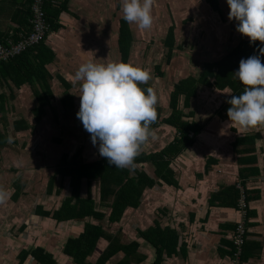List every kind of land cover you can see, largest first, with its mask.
I'll use <instances>...</instances> for the list:
<instances>
[{"label":"crops","instance_id":"crops-1","mask_svg":"<svg viewBox=\"0 0 264 264\" xmlns=\"http://www.w3.org/2000/svg\"><path fill=\"white\" fill-rule=\"evenodd\" d=\"M27 1L29 0H0V43L14 42L30 31L31 2L28 4ZM60 1H65V9L53 19L58 29L47 32L44 40L52 53V60L45 69L53 94L50 102L58 100L63 108L60 100L68 93L71 96L69 108H73L74 88L80 89L82 84L75 81L73 76L81 64L123 62L118 46L123 20L122 0H46L45 11L50 13L52 10H60ZM94 1L105 3L95 4ZM216 2L217 11L211 8L207 0H154L153 23L149 30H141L136 24L126 22L130 44L128 56L123 63L129 64L131 57L150 45L156 37L161 48L165 50L166 65L173 61L178 51L185 49L188 40H197V50L206 52L200 57L198 73L177 77L166 85V103L160 104V100L156 107L165 108L167 112L174 84L186 77L196 78L205 63L221 59L240 42L242 35L236 31L237 22L228 19L229 8L226 0ZM171 37L172 56L167 60L169 49L166 41ZM187 48L192 50V44ZM154 70L157 78L163 76L159 65H155ZM146 84L153 88L152 83ZM21 95L33 104L29 86L23 85L19 90H14L15 100ZM230 95L228 88L217 90L198 85L196 94L189 100L187 107L182 105L183 97H180L182 120L196 123L199 130L195 135L192 134V145L170 162L176 186L165 185L157 180L154 168L149 164L135 165L137 170L157 180V183L144 191L136 209L127 208L118 222L105 223L103 227L122 244H138L135 251L128 256L131 264L154 262L156 249L140 238L138 233L153 227L155 223L161 228L174 231L177 238L174 253L167 255L164 252L160 264H264V179L260 180L264 175V125L240 132L234 123L221 115V108ZM193 101L200 102L202 108L195 109ZM48 109L46 108V113ZM204 111L208 114L202 115ZM197 113L203 119L195 120ZM152 130L156 138H150L142 146L141 151L144 153L162 149L176 135L175 129L164 123H157ZM239 140L244 141L245 144H240L244 146L237 145ZM99 156L98 153L96 158ZM3 170V164H0V175H3ZM26 175L21 176L22 180L38 177L33 170H27ZM237 181L243 182L249 192V201L245 221L246 240L241 258L235 260L233 253L231 254V236L239 216L232 206L231 196H220L217 199L214 196L222 190L232 188ZM46 184L47 182L45 194L51 198L54 193L56 201L37 196L35 191H31L32 183L28 186L25 184L17 198L12 197L14 186L13 189H7L9 195L0 203V264H18L20 251H32L34 248H41L50 254L56 264H74L70 257L63 254V247L69 239L81 233L83 222L56 223L51 218L35 214L38 206L45 211L56 209L69 193L60 189L59 195L56 194L55 184L51 195H48ZM67 188L69 189L68 186ZM94 189L96 184L91 190L96 201L98 197ZM84 191L82 188V194ZM107 245L105 239H99L88 260L94 263ZM123 257L124 253L118 252L110 258L108 264H116ZM22 264L36 262L28 255Z\"/></svg>","mask_w":264,"mask_h":264},{"label":"trees","instance_id":"trees-1","mask_svg":"<svg viewBox=\"0 0 264 264\" xmlns=\"http://www.w3.org/2000/svg\"><path fill=\"white\" fill-rule=\"evenodd\" d=\"M27 2L29 4L31 0ZM207 2L213 10H218L216 0H207ZM60 7V10H56V12L52 10L50 13L45 11L44 7L49 31L58 29V25L53 19L57 17L60 11L65 9V1H60ZM46 35L37 45L26 49L7 61L0 60V160L2 150L10 142L6 133L7 129L12 127L14 133H21L27 130L33 131L35 128V125H30L24 118L12 121L6 119V113L10 109L9 103L15 98L14 90H19L23 85L30 87L33 101L31 113L35 124L39 123L41 118L44 117L46 108L54 109L50 102L53 94L45 69V66L52 60V53L44 43ZM129 44L130 34L127 23L123 19L118 38L119 51L123 62L126 61L128 56ZM166 44H168L169 49L167 55V60H169L173 50L172 37L166 41ZM260 48H264V44L259 41L250 43L249 38L242 36L240 42L221 59L212 63H205L203 70L196 78L186 77L174 84L168 101V115L166 117L163 115L166 112L165 108L155 106L157 120L150 127L153 129L157 123H164L172 126L176 131V135L169 144L158 151L149 153L140 151L134 159V167L116 168L110 166L106 158L101 156L93 160H86L80 148L71 155L65 152L61 153L58 164L47 181L46 193L51 195L57 176L60 179L54 192L56 194L60 192L62 181L67 178L69 193L60 201L56 209L45 211L42 210L41 206H38L35 214L51 218L56 223L65 221L83 222L81 233L77 237L69 239L63 247V254L70 257L74 264H108L110 258L118 252H123L124 257L116 264H131L128 256L135 251L138 244L136 242L120 243L118 238L112 237L110 233L104 230V224L118 222L127 208L136 209L140 204L144 191L152 188L157 180L165 185H177L170 162L188 146L192 145L194 135L199 130L196 123H188L182 120L183 113L179 108L180 97H183L182 105L187 107L189 100L195 96L198 85L217 90L228 88L231 95L242 94L244 87L232 74L238 71L241 59L246 60L250 56L259 55ZM260 60L264 63V56H260ZM138 86L145 90V95H147L146 89L149 86L147 84H138ZM230 96L228 99H230ZM60 103L63 108H69L71 96L65 93ZM229 106L226 101L221 108V115L226 118V111ZM246 141L248 140L246 139ZM240 144L245 143L243 140H239L237 145L244 146ZM139 163L152 166L157 180L149 177L143 171L137 170L135 165ZM241 183L243 184L242 181ZM94 184H96L97 202L91 193ZM14 188L12 197L17 198L21 186L16 182ZM82 188L85 189L84 194H82ZM220 196L224 198L231 196L233 198L232 206L235 209L237 208L238 190L235 186L220 191L218 195L214 196V199ZM245 198L248 202L249 192L247 191ZM98 208L103 210L101 211ZM138 235L156 249V258L152 264H160L164 252L167 255L174 253L177 244L174 231L165 227L161 228L158 223H155L153 227L140 231ZM101 238L105 239L108 245L95 262L91 263L88 257ZM232 253L233 247L231 249ZM28 255L32 256L36 264H56L52 256L45 253L41 248H34L32 251L21 250L18 254V264H22Z\"/></svg>","mask_w":264,"mask_h":264},{"label":"clouds","instance_id":"clouds-1","mask_svg":"<svg viewBox=\"0 0 264 264\" xmlns=\"http://www.w3.org/2000/svg\"><path fill=\"white\" fill-rule=\"evenodd\" d=\"M228 19L237 22L236 31L250 43L264 44V0H226ZM154 0H122L123 19L141 30L153 23ZM264 48L259 55L241 59L238 71L232 75L243 85L240 95H231L227 103L228 121L240 132L264 125ZM73 79L82 82L77 118L90 134L99 155L116 168L134 167V159L150 138L155 139L151 124L157 120V95L153 88L142 90L138 84L152 79L150 70L123 62L107 64L85 62ZM11 138H9L10 140ZM9 193L0 187V203Z\"/></svg>","mask_w":264,"mask_h":264},{"label":"rangeland","instance_id":"rangeland-1","mask_svg":"<svg viewBox=\"0 0 264 264\" xmlns=\"http://www.w3.org/2000/svg\"><path fill=\"white\" fill-rule=\"evenodd\" d=\"M98 2H102V5L105 3V1H94L95 4ZM154 40L150 45L137 51L131 57L129 64L140 69L150 70L152 79L148 82L152 83L157 95V106L160 100V104L166 103V85H169L177 77L198 73V67L201 63L200 59L206 52L197 50V40H188L185 49L182 48V51H178L176 57L172 59L173 61L166 65L164 60L165 50L161 48L157 37ZM189 44H192V50L187 48ZM155 65L160 67V71L163 74L161 78L156 77ZM74 90L75 100L73 108L64 109L60 106L58 100H53L51 104L54 107V111L48 109L41 121L36 124L32 119L31 109L33 104L30 101L26 100L23 95L16 100L10 101V109L6 113V119L12 121L22 117L30 124L35 125V128L33 131L27 130L21 133H14L10 124L11 128L6 130L11 139L9 145L1 153L0 164H3L4 170L2 172L3 175H0L2 180L0 187L7 191V189H13L14 183L17 182L23 190L25 184L28 186L32 183L31 191H35L37 196L45 200L56 201L54 193L51 198L45 194V182L48 181V177L52 173L53 167L57 164L61 153L68 152L71 155L76 149L81 148L86 160H93L97 157L99 153L98 144L93 146L90 134L84 130L81 121L76 116L80 107L79 96L81 92L77 87ZM193 105H195V109L202 108L200 102L193 101ZM179 107L181 108V103H179ZM201 114L206 115L208 113L204 111ZM163 115L166 117L168 112H164ZM196 115L195 120L203 119L199 117L198 113ZM27 170H33V173H37L38 177L34 176L33 180H30V177L27 180H22L21 176L23 174L26 175ZM58 181L59 176L55 179L54 185L56 184V187H58ZM62 189L63 192L64 190L66 193L69 192L67 179L62 181Z\"/></svg>","mask_w":264,"mask_h":264},{"label":"built area","instance_id":"built-area-1","mask_svg":"<svg viewBox=\"0 0 264 264\" xmlns=\"http://www.w3.org/2000/svg\"><path fill=\"white\" fill-rule=\"evenodd\" d=\"M46 0H32L30 4L31 17L29 20L30 31L21 36L18 40L11 43H0V60L7 61L15 55L24 52L26 49L37 45L49 31V24L46 21V15L44 12V4ZM264 179V175L260 177V180ZM238 190V200L236 211L239 216V221L235 225V229L231 236V242L233 246V257L238 260L242 253V248L246 240L247 228L245 221L248 213V202L246 201V188L237 181L234 184Z\"/></svg>","mask_w":264,"mask_h":264}]
</instances>
